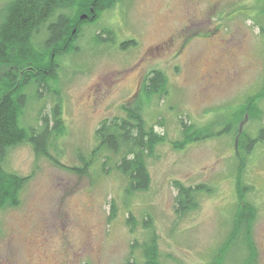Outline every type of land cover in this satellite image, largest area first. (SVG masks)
<instances>
[{
  "label": "rangeland",
  "instance_id": "obj_1",
  "mask_svg": "<svg viewBox=\"0 0 264 264\" xmlns=\"http://www.w3.org/2000/svg\"><path fill=\"white\" fill-rule=\"evenodd\" d=\"M10 0H0V10ZM120 0L83 27L77 52L60 61L57 79L26 90L29 102L21 122L39 127L59 102L64 134L48 152L64 166L80 167L95 147V129L106 118L122 116L121 107L138 99L151 70L167 78L168 95L154 98L143 117L165 142L147 160L151 178L146 192L127 197L124 179L101 172V156L87 175L78 176L36 157L31 146L11 149L3 163L9 173L29 180L19 204L0 210V264H142L138 249L149 220L158 235L161 264H207L226 239L237 206L236 177L251 191L255 208L251 228L253 264H264V143L239 170L236 131L256 135L260 120L241 117L236 130L174 148L180 121L210 132L223 131L248 97L264 84V0ZM102 30L112 32L95 36ZM105 40V41H104ZM42 38L37 40V44ZM130 43L121 49V43ZM106 155V154H105ZM110 163L117 158L108 155ZM175 181L205 184L212 192L198 197V207L181 217L174 212ZM112 204L116 216L109 219ZM136 222L133 232L126 220ZM132 252V254H131ZM248 252L240 245L228 264H241Z\"/></svg>",
  "mask_w": 264,
  "mask_h": 264
},
{
  "label": "trees",
  "instance_id": "obj_2",
  "mask_svg": "<svg viewBox=\"0 0 264 264\" xmlns=\"http://www.w3.org/2000/svg\"><path fill=\"white\" fill-rule=\"evenodd\" d=\"M120 0H10L0 10V210L13 208L19 204L21 190L29 177L9 173L3 168L8 152L20 145L31 146L36 157H44L53 165L78 176L87 175L89 168L101 156L100 170L108 173L115 170L125 182L123 193L130 197L146 192L151 183L147 160L154 157L157 146L165 142V136L148 125L143 110L154 98L163 100L168 95L167 78L160 70H151L144 78L138 99L132 105L122 106V116L106 118L95 129V147L87 159L80 158V167L64 166L48 152L51 140L64 134L60 103L51 110L50 117L43 118L39 127L25 126L21 119L29 102L26 90L34 87L35 92L46 88L57 79L60 61L63 57L77 52L76 41L85 26L94 24L105 11L111 10ZM85 15V19L81 16ZM106 35L111 41L112 32L102 30L95 36ZM42 41L37 44V40ZM105 41V40H104ZM134 46V42H123L120 48ZM264 97V84L261 91L247 98L233 115V122L223 131L214 133L208 128L198 129L192 124L180 121L181 139L174 142V148L183 149L187 145L219 134H230L236 130L241 117L260 120L258 103ZM236 157L239 170L245 159L258 144L264 143V127L256 135L236 131ZM106 154V155H105ZM111 155L117 160L110 163ZM241 170L235 181L237 206L226 239L216 250L207 264H228V254L238 245L248 252L241 264H253L254 248L251 241V228L256 212L246 200L252 188L241 179ZM176 191L174 212L181 217L198 207V197L210 194L212 190L205 184L184 186L173 183ZM116 216L112 204L109 219ZM130 231L136 222L130 216L126 220ZM141 229L146 233L143 242H134L132 249H138L142 264H161L158 235L149 220L144 219ZM132 254V252H131ZM130 255L127 264H135Z\"/></svg>",
  "mask_w": 264,
  "mask_h": 264
},
{
  "label": "flooded vegetation",
  "instance_id": "obj_3",
  "mask_svg": "<svg viewBox=\"0 0 264 264\" xmlns=\"http://www.w3.org/2000/svg\"><path fill=\"white\" fill-rule=\"evenodd\" d=\"M189 1H190L191 3H193V4L196 2L195 0H189Z\"/></svg>",
  "mask_w": 264,
  "mask_h": 264
},
{
  "label": "water",
  "instance_id": "obj_4",
  "mask_svg": "<svg viewBox=\"0 0 264 264\" xmlns=\"http://www.w3.org/2000/svg\"><path fill=\"white\" fill-rule=\"evenodd\" d=\"M85 18H86V16H85V15L81 16V19H85Z\"/></svg>",
  "mask_w": 264,
  "mask_h": 264
}]
</instances>
